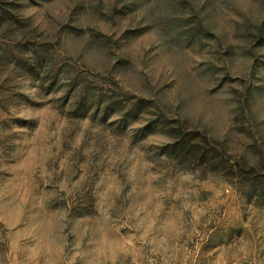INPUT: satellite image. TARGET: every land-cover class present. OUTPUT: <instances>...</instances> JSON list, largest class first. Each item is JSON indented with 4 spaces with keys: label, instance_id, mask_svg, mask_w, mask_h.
Here are the masks:
<instances>
[{
    "label": "rangeland",
    "instance_id": "obj_1",
    "mask_svg": "<svg viewBox=\"0 0 264 264\" xmlns=\"http://www.w3.org/2000/svg\"><path fill=\"white\" fill-rule=\"evenodd\" d=\"M10 1L0 264H264V0ZM140 100L220 162H180Z\"/></svg>",
    "mask_w": 264,
    "mask_h": 264
},
{
    "label": "trees",
    "instance_id": "obj_2",
    "mask_svg": "<svg viewBox=\"0 0 264 264\" xmlns=\"http://www.w3.org/2000/svg\"><path fill=\"white\" fill-rule=\"evenodd\" d=\"M10 6L0 4V30H5L9 27L15 19H18L19 14L18 5L16 2H6ZM15 12V13H14ZM150 100H147L149 102ZM133 102V101H132ZM143 100L134 101L130 106V111L135 112L137 115L148 114V125L153 128H159L167 132L171 141L166 144L171 153L175 155L180 162H206L210 166H215L220 161H217V154L213 152L214 148L210 147V143L200 136L197 131L186 130L178 120L168 117L166 113L161 111L159 106L150 105L147 111H140ZM224 169L228 173H235L237 176H242L243 172L241 165L237 162L228 161L225 163ZM227 174V173H226ZM250 189L257 192L255 194L262 195L264 193V185L256 184L255 181L249 183Z\"/></svg>",
    "mask_w": 264,
    "mask_h": 264
}]
</instances>
